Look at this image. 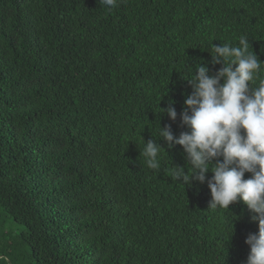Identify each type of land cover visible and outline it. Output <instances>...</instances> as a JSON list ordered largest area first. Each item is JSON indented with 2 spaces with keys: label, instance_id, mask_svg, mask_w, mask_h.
Listing matches in <instances>:
<instances>
[{
  "label": "trees",
  "instance_id": "obj_1",
  "mask_svg": "<svg viewBox=\"0 0 264 264\" xmlns=\"http://www.w3.org/2000/svg\"><path fill=\"white\" fill-rule=\"evenodd\" d=\"M242 35L264 62V0H0V225L20 226L0 264H245L246 206L173 180L180 145L157 141L158 171L140 155L189 131V73Z\"/></svg>",
  "mask_w": 264,
  "mask_h": 264
},
{
  "label": "clouds",
  "instance_id": "obj_2",
  "mask_svg": "<svg viewBox=\"0 0 264 264\" xmlns=\"http://www.w3.org/2000/svg\"><path fill=\"white\" fill-rule=\"evenodd\" d=\"M101 3L109 11L117 7V0ZM249 49L244 35L236 46L211 45V63L222 66L209 75L208 68L196 64V74L189 73L192 91L179 114L189 131L174 137L170 125L158 126V139L144 142L140 155L149 169L158 171L165 150L157 141L180 145L186 164L171 166V178L183 187L190 180L206 181L211 196L208 210H227L230 204L242 202L258 225L245 240L249 246L245 264H264V78L255 87L251 84L264 72V62ZM171 104L159 112L175 121L177 112ZM208 172L212 175L206 179ZM245 173L250 178L244 179Z\"/></svg>",
  "mask_w": 264,
  "mask_h": 264
},
{
  "label": "rangeland",
  "instance_id": "obj_3",
  "mask_svg": "<svg viewBox=\"0 0 264 264\" xmlns=\"http://www.w3.org/2000/svg\"><path fill=\"white\" fill-rule=\"evenodd\" d=\"M19 229H20V226L19 225H16L15 223H6L4 225H0V232H2V234H5V235H12L15 237V234L17 232H19ZM17 240V239H16ZM10 243L9 241H7L5 244H8ZM0 246H4L2 244V242H0Z\"/></svg>",
  "mask_w": 264,
  "mask_h": 264
}]
</instances>
